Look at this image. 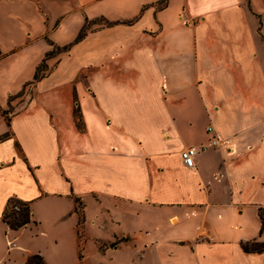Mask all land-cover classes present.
Here are the masks:
<instances>
[{"label":"crops","instance_id":"crops-1","mask_svg":"<svg viewBox=\"0 0 264 264\" xmlns=\"http://www.w3.org/2000/svg\"><path fill=\"white\" fill-rule=\"evenodd\" d=\"M32 2L50 27L0 104V264H264L241 248L264 243V0ZM209 125L221 145L186 167Z\"/></svg>","mask_w":264,"mask_h":264},{"label":"rangeland","instance_id":"rangeland-1","mask_svg":"<svg viewBox=\"0 0 264 264\" xmlns=\"http://www.w3.org/2000/svg\"><path fill=\"white\" fill-rule=\"evenodd\" d=\"M33 3L32 0H0V57L3 58L0 61V104L4 103V96L14 90L17 84L14 82L25 75L43 47L40 42L43 38L31 41L44 36L50 27L42 24ZM31 93L32 87L26 85L16 97L19 99L17 105L26 101ZM12 110L11 105L6 109L7 112Z\"/></svg>","mask_w":264,"mask_h":264},{"label":"trees","instance_id":"trees-1","mask_svg":"<svg viewBox=\"0 0 264 264\" xmlns=\"http://www.w3.org/2000/svg\"><path fill=\"white\" fill-rule=\"evenodd\" d=\"M100 21L103 22L104 19L101 18ZM104 24L106 26L112 25V23H108L106 21L104 22ZM87 30L88 26L87 24H84L72 43L64 47H54L51 51L47 52L42 61L36 66L32 81L26 83L25 85L36 83L45 78L48 75V67L46 65V61L62 52L69 50L71 46L80 42L86 36ZM25 85L15 96H11L8 98V107L10 106L11 100L17 97L23 91ZM6 137L7 135L1 136L0 141L4 140ZM74 202V211L78 214V224H81L83 220V204L77 198L74 199ZM258 215L261 222L260 232H262L264 229V209H259ZM2 221L7 224L11 230H18L26 226L31 222V210L29 203L23 202L15 197L9 198L2 214ZM241 248L245 253H262L264 252V243H260L255 240L243 242L241 243ZM25 264H45V262L40 255L35 254L28 256Z\"/></svg>","mask_w":264,"mask_h":264},{"label":"built area","instance_id":"built-area-1","mask_svg":"<svg viewBox=\"0 0 264 264\" xmlns=\"http://www.w3.org/2000/svg\"><path fill=\"white\" fill-rule=\"evenodd\" d=\"M206 130L210 136L204 143H201L198 146L185 147L181 150L180 158L186 167L191 169L195 167L194 158L198 153L209 151L221 145L222 141L214 134V128L209 125Z\"/></svg>","mask_w":264,"mask_h":264}]
</instances>
